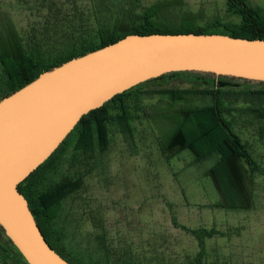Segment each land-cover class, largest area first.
Wrapping results in <instances>:
<instances>
[{
  "label": "rangeland",
  "instance_id": "obj_1",
  "mask_svg": "<svg viewBox=\"0 0 264 264\" xmlns=\"http://www.w3.org/2000/svg\"><path fill=\"white\" fill-rule=\"evenodd\" d=\"M159 1L168 0H0V30L11 22L26 51L55 56L95 43L101 23L132 24L134 14ZM247 1L264 10V0ZM189 11L201 26L217 18L240 20L228 12L227 0H177L164 6L158 17L175 25ZM199 83L193 74H178L144 88ZM137 101L130 103L135 116L130 132L111 124L106 151L89 158L71 146L59 168L50 173L49 179L78 182L56 219L64 252L94 264H191L200 244L190 232L173 224L174 213L181 224L192 228L231 231L230 236L205 241L208 264H264V119L254 110L264 106V98L229 96L225 112L263 169L250 183L255 205L249 210L217 206L222 194L207 174L215 158L197 162L188 149L163 150L160 141L165 131L158 128L163 121L151 117L152 109L163 100L144 96ZM6 243L0 233V264H24L4 250L1 245Z\"/></svg>",
  "mask_w": 264,
  "mask_h": 264
},
{
  "label": "trees",
  "instance_id": "obj_2",
  "mask_svg": "<svg viewBox=\"0 0 264 264\" xmlns=\"http://www.w3.org/2000/svg\"><path fill=\"white\" fill-rule=\"evenodd\" d=\"M176 1H159L153 4L143 13L134 14L132 24L126 27L101 23L95 43L83 44L49 57L39 55L38 51H26L15 26L8 23L6 30H0V99L31 82L42 72L132 33H223L250 39L264 38V10L251 5L247 0H227L228 12L238 16L239 21L217 18L206 26L199 25L190 11L179 24L170 25L160 19L159 11ZM7 26H11L10 31ZM178 74H193L201 83L190 87L144 88L149 82ZM242 94L264 98V82L198 71H176L142 82L83 115L52 155L18 186L27 198L49 244L72 264H94L79 260L73 254H66L60 246L63 236L56 225V219L64 199L78 188V182L66 178L49 179L50 173L59 168L71 146L89 158H93L96 152L106 151L110 144L111 124L118 126L124 133L130 132L131 121L135 117L130 106L131 100L139 101L144 96H159L164 102L152 109L151 114L155 120L163 121V125L159 123L161 127L158 126L165 131V137L160 141L163 150L178 147L188 149L195 154L197 162L215 158V163L207 170V174L214 179L222 194V200L216 203L217 206L243 210L253 208L255 198L250 183L263 169L225 116L228 109L227 98ZM197 99L205 102L196 103ZM254 110L264 119V106ZM261 135L264 137V125L261 126ZM172 221L176 227L190 232L200 244L199 252L191 264H208L205 245L207 239L232 234L231 231H222L216 227L186 226L177 220L174 213ZM0 233L7 241L5 246L1 245L4 250L11 256L16 254L24 264H29L1 225Z\"/></svg>",
  "mask_w": 264,
  "mask_h": 264
},
{
  "label": "water",
  "instance_id": "obj_3",
  "mask_svg": "<svg viewBox=\"0 0 264 264\" xmlns=\"http://www.w3.org/2000/svg\"><path fill=\"white\" fill-rule=\"evenodd\" d=\"M176 71L264 82V38L132 33L73 57L0 99V225L29 264H72L46 240L19 184L82 116L115 95Z\"/></svg>",
  "mask_w": 264,
  "mask_h": 264
}]
</instances>
